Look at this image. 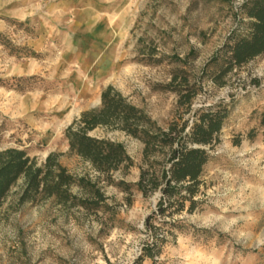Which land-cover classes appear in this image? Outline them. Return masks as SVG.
I'll return each instance as SVG.
<instances>
[{
    "label": "rangeland",
    "instance_id": "374dc122",
    "mask_svg": "<svg viewBox=\"0 0 264 264\" xmlns=\"http://www.w3.org/2000/svg\"><path fill=\"white\" fill-rule=\"evenodd\" d=\"M249 1L133 0V23L116 60L90 81L93 93L85 97L60 87L76 74L56 65L60 56L85 61L82 45L59 47L55 40L34 50L22 39L35 32L0 15L9 26L0 31V151L23 149L38 164L49 153L61 154L70 173L82 174L84 165L69 154L63 132L82 112L100 107L109 85L162 128L191 125L194 112L215 104L228 111L218 143L206 147L210 158L191 212L186 205L172 216L152 217L147 228L160 194L143 197L133 187L143 145L108 132L133 162L112 177L131 185L130 193L105 187L111 210L97 217L52 200L15 205L11 194L0 209V264H264V54L219 72L229 56L228 36L247 32ZM27 59L39 66L35 75H6ZM48 99L53 103L41 106ZM147 245L154 256L139 262Z\"/></svg>",
    "mask_w": 264,
    "mask_h": 264
},
{
    "label": "trees",
    "instance_id": "16d2710c",
    "mask_svg": "<svg viewBox=\"0 0 264 264\" xmlns=\"http://www.w3.org/2000/svg\"><path fill=\"white\" fill-rule=\"evenodd\" d=\"M246 9L247 32L228 36L224 47L229 56L219 72H229L264 54V0H250ZM213 59L217 63V56ZM227 115L226 107L215 104L194 112L191 125L186 121L173 122L162 128L109 85L101 91L100 107L82 112L63 132L69 154L84 165V172L70 173L59 161L61 154L49 153L38 164L23 149L1 150L0 209L14 194L15 205L52 200L55 205L80 210L88 217L108 213L111 208L105 187L114 186L125 194L131 188L125 181L115 183L112 178L114 173L125 174L133 166L123 143L106 136L116 131L143 145L139 177L133 187L143 197L160 194L156 210L146 219V227H150L152 217L172 216L184 211L186 205L191 212L203 167L210 158L206 147L211 149L218 143ZM97 129L105 134H90ZM89 172L95 176L90 177ZM153 249V245H147L139 262L142 258L152 259Z\"/></svg>",
    "mask_w": 264,
    "mask_h": 264
},
{
    "label": "crops",
    "instance_id": "0c3cea01",
    "mask_svg": "<svg viewBox=\"0 0 264 264\" xmlns=\"http://www.w3.org/2000/svg\"><path fill=\"white\" fill-rule=\"evenodd\" d=\"M132 2L133 0H0V15L23 22L25 27L35 32V35H24L22 39L23 43L34 50H45L55 40L59 47L75 49L82 45L85 61L79 63L75 57L65 62L60 56L56 65L64 70L65 65H68L76 74L68 82L60 83V87L68 89V94L72 92L85 97L93 93L90 81L100 79L106 66L116 60L114 56L117 49L125 41L133 23ZM8 29L9 26L0 19V31ZM75 63L80 64L78 70H72V64ZM38 67L34 60L27 59L26 63H15L6 75L30 77L36 74ZM51 102V99L45 100L41 106L46 107Z\"/></svg>",
    "mask_w": 264,
    "mask_h": 264
}]
</instances>
